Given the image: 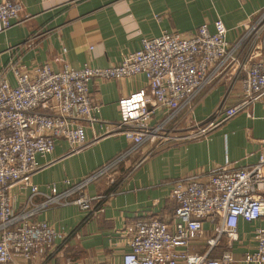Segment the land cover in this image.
Listing matches in <instances>:
<instances>
[{"label":"built area","instance_id":"built-area-1","mask_svg":"<svg viewBox=\"0 0 264 264\" xmlns=\"http://www.w3.org/2000/svg\"><path fill=\"white\" fill-rule=\"evenodd\" d=\"M21 14L19 0H1L0 34L20 23ZM213 28L212 32L205 23L190 37L166 32L144 38L138 51L108 68L75 69L64 60L61 71L49 64L28 70L20 60H13L1 69L0 264H47L55 253L58 233L37 219L40 213L54 205L73 204L89 217L93 202L103 198L89 196L86 189L113 176L142 147L202 137L217 127L215 118L223 114L221 108L206 126H195L183 138L178 135L183 115L192 111L215 81L229 74L232 83L241 82L242 103L229 110L227 117L264 98V7L242 24L241 35L233 42L221 19L214 21ZM137 75L145 76L147 87L119 100V121H101L97 116L101 106L92 101L91 82ZM99 123L104 136L121 134L129 139L128 149L81 181H66L68 188L62 192L56 186L41 191L33 182L44 168L39 158L52 153L58 140L65 141L71 153L83 149L88 144L86 129ZM15 188L30 192L19 207ZM37 196L44 200L35 202ZM170 198L176 204L171 220L139 219L125 229L127 250L122 264L233 263L231 251L239 243V222L264 218V141L256 164H227L207 176L179 178L172 181ZM206 222L211 229H205ZM253 237L256 249L247 252L244 261L264 264V228L257 227ZM201 239H205L204 251L191 252ZM221 246L227 249L212 257Z\"/></svg>","mask_w":264,"mask_h":264},{"label":"crops","instance_id":"crops-1","mask_svg":"<svg viewBox=\"0 0 264 264\" xmlns=\"http://www.w3.org/2000/svg\"><path fill=\"white\" fill-rule=\"evenodd\" d=\"M19 1L22 21L0 34V71L13 60H20V65L28 70L49 64L54 71H61L64 60L75 69L108 68L138 51L144 38L160 37L166 32L190 37L205 23L213 32L217 19L224 22L228 39L233 42L241 35L242 24L264 7V0ZM231 76L211 84L192 111L183 115L180 138L190 134L195 126H206L221 108L223 114L215 118L219 125L206 135L142 147L128 163L122 162L113 176L86 189L89 196L103 198L93 202L89 217L73 204L54 205L38 215L39 221L47 222L58 233L55 253L47 264L60 263L58 252L68 240L75 258L90 255L82 264H122L127 250L124 231L129 225L139 219L156 217L169 221L174 217L172 181L190 175L207 176L227 164L250 167L258 162L264 141V98L227 117L228 111L243 100L241 82L232 83ZM146 87L143 75L92 81V101L101 106L97 116L103 122L119 121V100ZM102 127L99 123L93 129L87 128L88 144L74 153L65 141L58 140L52 153L39 158L44 168L33 177L34 184L41 191L56 186L62 192L68 188L66 181H81L128 149L129 139L121 134L104 136ZM13 194L19 207L30 192L15 188ZM43 200L41 196L35 198L38 203ZM204 227L211 229L207 222ZM257 227L264 228V218L239 222V243L231 251V264H249L244 258L256 249L253 235ZM204 249L205 239H201L190 251L202 253ZM226 249L221 246L211 256L219 257Z\"/></svg>","mask_w":264,"mask_h":264},{"label":"rangeland","instance_id":"rangeland-1","mask_svg":"<svg viewBox=\"0 0 264 264\" xmlns=\"http://www.w3.org/2000/svg\"><path fill=\"white\" fill-rule=\"evenodd\" d=\"M134 156H135V154L132 155L131 157L127 158L123 163H128L131 160V158ZM68 243H69V240L64 243L62 250H60L58 252V254H61L60 258H59V256H56L57 258H59L57 260L60 262L59 264H78L80 259L83 258V260L80 261V264H82V262H85V258H88L90 256V255H83V254L79 255V254H77L79 256L76 255L77 258H75L76 253H71V249H69V246L67 245Z\"/></svg>","mask_w":264,"mask_h":264},{"label":"trees","instance_id":"trees-1","mask_svg":"<svg viewBox=\"0 0 264 264\" xmlns=\"http://www.w3.org/2000/svg\"><path fill=\"white\" fill-rule=\"evenodd\" d=\"M175 203V202H174ZM176 205V204H175Z\"/></svg>","mask_w":264,"mask_h":264}]
</instances>
